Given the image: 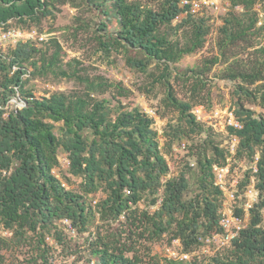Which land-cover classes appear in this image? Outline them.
<instances>
[{"label": "trees", "instance_id": "trees-1", "mask_svg": "<svg viewBox=\"0 0 264 264\" xmlns=\"http://www.w3.org/2000/svg\"><path fill=\"white\" fill-rule=\"evenodd\" d=\"M52 1L0 0V24L11 19L38 23L41 17L51 14ZM84 1L99 11L101 21L97 27L103 34L98 43L102 51L124 48L135 53L126 57L132 67L146 73L153 63L158 69L152 80L164 84L165 105L178 112L177 123L169 124L172 137L179 140L204 133L191 112L200 101L176 97L169 78L174 70L175 76L191 78V92L195 93L206 71L218 62V57H213L205 61L204 67L170 68L202 47L209 29L205 17L190 13L182 0H157L156 8L143 5L141 0ZM227 1L242 11L229 12L223 18L217 42L221 49L247 38L257 22L253 7L258 0ZM110 18L114 22L108 28ZM182 27L189 30L184 42L172 37ZM52 43L51 54L39 51L31 40H20L8 55L0 54V227L15 239L27 231L38 232L40 243L46 246V233H51L56 243L63 242L59 227L63 219L84 232L96 214L101 221H115L122 216L128 225L126 239L131 240L137 229L139 237L147 232L150 240L171 232L170 241L179 239L185 252L201 245L205 237L222 233V191L214 184L212 165L226 163L225 150L209 140L211 154L198 151L199 174L193 193L186 197L187 171L162 181L169 167L159 148L153 118L138 106L115 109L108 99L91 96L103 92L109 84L83 75L75 66V58L63 67L61 47L56 40ZM257 52L261 59H255L250 67L231 68L226 76L251 84L259 82L253 89L236 84L233 116L240 127L227 126L238 139L235 157L255 165L245 173L240 187L252 177L258 200L248 208L246 223L229 242L228 253L215 255L213 264H264V47ZM49 73L84 83L87 90L82 95L58 91L40 97L24 90L29 77ZM17 94L25 106L9 108L8 100ZM241 98L256 103L263 112L246 107ZM59 150L69 161L65 170L82 178L83 194L68 188L52 172L60 167ZM99 188L106 197L91 207L85 195ZM144 197L149 198L150 206L159 198L160 204L152 212L138 210V202ZM234 213L243 216L244 211L236 207ZM121 236L96 231L89 243V260L94 264H145L135 253L127 255L133 247ZM3 242L0 237V246ZM165 260L164 264H186L185 260L170 257Z\"/></svg>", "mask_w": 264, "mask_h": 264}, {"label": "rangeland", "instance_id": "rangeland-1", "mask_svg": "<svg viewBox=\"0 0 264 264\" xmlns=\"http://www.w3.org/2000/svg\"><path fill=\"white\" fill-rule=\"evenodd\" d=\"M263 1L258 0L253 7L257 13V22L253 32L244 40L230 44L225 49L219 48L217 44L220 37L219 27L229 12L239 13L242 8H232L227 0H218L217 3L211 4L196 15V17H205L209 28L204 43L195 52L184 55L170 68L183 70L188 67H204L205 61L213 57H218V62L206 71L203 83L197 85L195 93L191 92L193 82L191 78L175 76L177 75L175 70L169 78L176 97L191 102L200 101L199 104L193 105L192 109L198 107L194 110L197 115L196 119L205 129L202 134H192L188 138L183 137L179 140L172 137L173 132L169 128V124L177 123L178 112L165 105L164 84L154 83L152 80V74H157L158 69L153 63L147 67L146 73L132 67L127 63L126 57L135 55V53L124 48H113L109 52L102 51L98 38L103 34V30L97 27L101 18L95 6L87 4L84 0H53L50 6L51 14L41 17L38 23H19L16 19H11L7 27L23 35L25 40H31L39 51L47 54H51L54 50L52 40H56L61 47L63 67L75 58L78 61L75 66L83 75L109 84L103 92H93L90 93L91 96L96 99H108L110 106L115 109L138 106L151 116L160 151L169 167L162 181L178 175L182 170L187 171L186 197L193 193L199 174L196 164L198 151L209 156L211 154L209 140L223 148L226 153L228 170L224 183L225 189L222 191L220 211L225 209L228 212L226 206L230 203L229 191L236 193L235 209L244 207L247 200L252 203L258 200V191L254 188L252 177L245 186L240 187V181L243 180L245 173L251 168L255 169V165L246 158L235 157L238 139L228 132L227 126L231 125L233 119L235 120L233 109L237 97L234 92L236 84H243L253 89L259 82L251 84L242 82L240 79L231 80L226 75L231 68L250 67L255 59L262 58L257 50L264 47ZM141 2L151 8H156L158 3L157 0H141ZM113 22L114 19L110 18L107 27L109 28ZM188 31V28L182 27L172 37L184 42ZM15 45L16 43L0 42V54L8 55ZM1 78L2 73L0 72V80ZM24 90L40 97L58 91L67 95H82L87 88L84 83L75 79L56 77L49 73L42 77H29ZM241 100L246 107L255 112H263L256 103L246 98H241ZM12 107H15V103L10 102L9 108ZM55 134L61 135L58 128H55ZM203 141L206 142L204 146ZM62 155L63 151L59 150V160ZM58 177L68 188L83 194L81 177L74 176L65 169L58 173ZM158 194H161V190ZM105 197L106 192L102 188L85 195L86 202L91 207ZM148 202L149 198L144 197L138 202V210L147 209L152 212L157 208V204L150 206ZM262 213L264 219V208ZM244 216L246 217V214ZM127 226L122 216L115 221H101L96 214L95 219L91 220L84 232H78L75 228L73 232L68 225H59L63 231V242L60 244L56 243L51 233L42 232L47 236L45 237L46 246L40 243L41 237L38 232L27 231L22 238L15 239L10 231L0 227V237L4 241L0 246L2 255L0 264H94V260H89V243L95 237L96 231L114 234L116 238L122 234L121 240L127 241L133 247V252L127 255L131 256L135 253L145 264H164L166 258L173 257L172 251H183L179 241H170L171 232L163 233L158 238L150 240L147 232L143 237H139V229H137L133 236L131 234V242L129 238H125L128 231ZM213 236L214 234L205 237L201 245L194 246L190 252H186L188 258L184 259L185 263L213 264L212 258L215 255L228 253L229 242L224 241L223 235Z\"/></svg>", "mask_w": 264, "mask_h": 264}, {"label": "built area", "instance_id": "built-area-1", "mask_svg": "<svg viewBox=\"0 0 264 264\" xmlns=\"http://www.w3.org/2000/svg\"><path fill=\"white\" fill-rule=\"evenodd\" d=\"M218 0H182L181 3L184 5L188 6V10L190 13L193 15H197L198 12L204 10L205 8L209 7L211 4L217 3ZM234 8L241 9L240 6H235ZM22 34V33H21ZM23 41L25 40L23 38V35H20L17 31L14 29L8 28L7 23H2L0 24V42H8V43H17L18 41ZM26 41V40H25ZM13 102L15 103L14 108H22L25 106V101L19 98L18 94L16 96H12L8 100V106L9 103ZM198 107L191 109V112L195 114L194 110H197ZM196 118L197 115L195 114ZM231 125L240 127L237 121L233 119L231 122ZM59 160V158H58ZM60 162V167H55L52 169V172L58 177L59 169H65L68 166V159L65 154L62 155V158L59 160ZM228 170L227 162L225 164H213L212 165V171L214 173V184L217 185L221 191L225 189L224 183H225V178H226V173ZM235 192L229 191L228 196L230 197V203L226 206L228 209V212L225 211V209H222L220 218H219V224L223 229L222 233H216L214 234L213 237L218 236L219 234L223 235V239L225 242H230L233 237H235L238 233V231L244 226V221L247 220V215H248V208L251 206L252 201H246L244 204V207H241L244 211L243 216L236 215L234 213L235 209V202H236V196ZM157 206L160 204V198L156 202ZM246 214V217L244 216ZM61 223L65 226L68 225L70 230L74 232V228L69 224L67 219L61 220ZM175 241H179V239H175ZM172 251V256L170 258H175V259H180L184 260L185 258H188V254L184 251L182 252H176Z\"/></svg>", "mask_w": 264, "mask_h": 264}]
</instances>
